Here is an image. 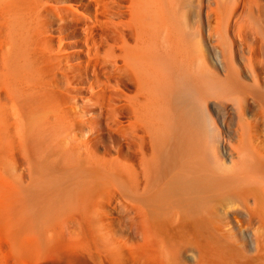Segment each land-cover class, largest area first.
Returning a JSON list of instances; mask_svg holds the SVG:
<instances>
[{"label": "bare ground", "instance_id": "6f19581e", "mask_svg": "<svg viewBox=\"0 0 264 264\" xmlns=\"http://www.w3.org/2000/svg\"><path fill=\"white\" fill-rule=\"evenodd\" d=\"M0 222L28 262L264 264L263 0H0Z\"/></svg>", "mask_w": 264, "mask_h": 264}, {"label": "rangeland", "instance_id": "374dc122", "mask_svg": "<svg viewBox=\"0 0 264 264\" xmlns=\"http://www.w3.org/2000/svg\"><path fill=\"white\" fill-rule=\"evenodd\" d=\"M263 3H264V0H263ZM11 205L16 212H19L22 209V206L18 202L13 203ZM0 223H3V222H0ZM17 224L18 223H16V222H14V223L12 222L11 230L8 229L7 232H10V231L16 232L15 227L16 226L19 227V225H17ZM15 232H12V233L10 232L11 236L9 238L7 236H1L0 235V264H74V263H76V264H93L91 261H88L81 256H73L74 260L72 259L70 261L66 260L67 258L65 259V257L64 258L62 256L60 257L58 254H56V257H55L54 253H56V252L53 253V249H52L53 247H51V246H49V247L52 250L50 248H47V246H46V248H45L46 250H44V248H43V250L41 252H37L36 256L33 257V259L29 260V262H28V255L23 256L20 245L19 244L16 245L15 242H14V244L12 243L13 239L17 240V241L20 240V237L18 235H16ZM13 233H14V235H13ZM11 237H13L12 240H11ZM215 238L218 240V243H216L217 240ZM210 240H211V242L213 241L212 242L213 244L216 243L217 244V245L215 244L216 246H218V244H220V243L223 244V245L220 244V246H218L216 248H218V250L221 251L222 253L224 252V254L226 252L227 253L226 255L228 256L229 251H230L229 242H228L229 238L228 237L219 236V237H214V239L211 238ZM224 241H226V242L223 243ZM226 245H228V246H226ZM38 253H40V255ZM38 256H40V257L38 258ZM67 261H69V262H67ZM190 263L194 264V261H190Z\"/></svg>", "mask_w": 264, "mask_h": 264}]
</instances>
